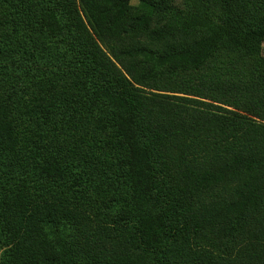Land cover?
Segmentation results:
<instances>
[{
    "label": "trees",
    "instance_id": "trees-1",
    "mask_svg": "<svg viewBox=\"0 0 264 264\" xmlns=\"http://www.w3.org/2000/svg\"><path fill=\"white\" fill-rule=\"evenodd\" d=\"M257 8L0 0V264H264Z\"/></svg>",
    "mask_w": 264,
    "mask_h": 264
},
{
    "label": "rangeland",
    "instance_id": "rangeland-1",
    "mask_svg": "<svg viewBox=\"0 0 264 264\" xmlns=\"http://www.w3.org/2000/svg\"><path fill=\"white\" fill-rule=\"evenodd\" d=\"M253 4H255L257 8V10H254V13L256 14L258 23H260L261 25H263L264 27V0H250ZM259 4V5H258ZM263 6V7H261ZM261 54L264 57V43L262 44V50H261ZM251 223L254 224L255 223V218H252ZM253 228V227H251ZM2 249L0 247V255H1Z\"/></svg>",
    "mask_w": 264,
    "mask_h": 264
}]
</instances>
